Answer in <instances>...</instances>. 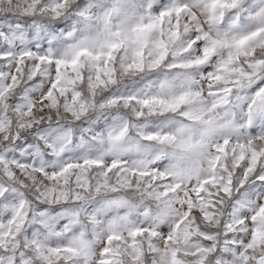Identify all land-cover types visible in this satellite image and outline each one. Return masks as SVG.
Wrapping results in <instances>:
<instances>
[{
  "label": "snow or ice",
  "instance_id": "obj_1",
  "mask_svg": "<svg viewBox=\"0 0 264 264\" xmlns=\"http://www.w3.org/2000/svg\"><path fill=\"white\" fill-rule=\"evenodd\" d=\"M0 264H264V0H0Z\"/></svg>",
  "mask_w": 264,
  "mask_h": 264
}]
</instances>
